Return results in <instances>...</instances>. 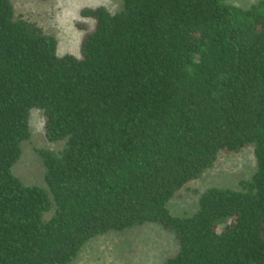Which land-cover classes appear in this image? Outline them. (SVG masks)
<instances>
[{
    "label": "trees",
    "instance_id": "16d2710c",
    "mask_svg": "<svg viewBox=\"0 0 264 264\" xmlns=\"http://www.w3.org/2000/svg\"><path fill=\"white\" fill-rule=\"evenodd\" d=\"M120 0L84 6L77 51L0 0V264H68L108 230L159 222L164 264H264V0ZM42 111L44 186L12 167ZM251 146L237 187L192 214L168 202Z\"/></svg>",
    "mask_w": 264,
    "mask_h": 264
},
{
    "label": "rangeland",
    "instance_id": "374dc122",
    "mask_svg": "<svg viewBox=\"0 0 264 264\" xmlns=\"http://www.w3.org/2000/svg\"><path fill=\"white\" fill-rule=\"evenodd\" d=\"M228 3L249 6L254 0H225ZM14 13L54 35L59 52H76L82 30L79 11L84 6L102 4L110 10L120 0H12ZM42 111L31 109L30 137L22 144L19 160L13 173L26 184L44 186V167L37 152L39 148L60 150L62 141H48L44 135ZM255 168L252 147L229 152L219 162L206 169L199 177L187 182L168 202L173 215L192 214L200 193L209 186L237 187L238 180L248 178ZM178 242L174 233L159 222H144L123 230H108L87 240L78 255L68 264H164L174 255Z\"/></svg>",
    "mask_w": 264,
    "mask_h": 264
}]
</instances>
